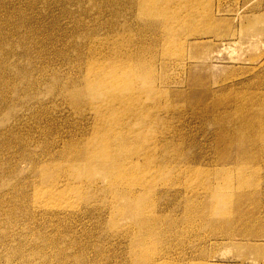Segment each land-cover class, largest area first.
<instances>
[{"label": "rangeland", "instance_id": "374dc122", "mask_svg": "<svg viewBox=\"0 0 264 264\" xmlns=\"http://www.w3.org/2000/svg\"><path fill=\"white\" fill-rule=\"evenodd\" d=\"M0 264H264V0H0Z\"/></svg>", "mask_w": 264, "mask_h": 264}, {"label": "bare ground", "instance_id": "6f19581e", "mask_svg": "<svg viewBox=\"0 0 264 264\" xmlns=\"http://www.w3.org/2000/svg\"><path fill=\"white\" fill-rule=\"evenodd\" d=\"M243 16H244V15L241 14V17H243ZM250 21H251V20H250ZM258 22H261V21H260V20H255V19H254L253 21H251L250 24L252 25V28L254 27V29H256V28H257V23H258ZM258 24H259V23H258Z\"/></svg>", "mask_w": 264, "mask_h": 264}]
</instances>
